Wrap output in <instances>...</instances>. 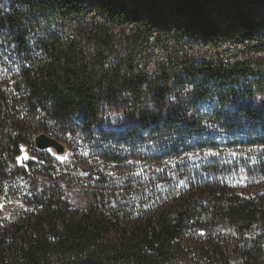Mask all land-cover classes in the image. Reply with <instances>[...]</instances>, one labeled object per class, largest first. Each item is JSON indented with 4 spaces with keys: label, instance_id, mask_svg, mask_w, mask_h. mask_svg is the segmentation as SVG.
<instances>
[{
    "label": "trees",
    "instance_id": "trees-1",
    "mask_svg": "<svg viewBox=\"0 0 264 264\" xmlns=\"http://www.w3.org/2000/svg\"><path fill=\"white\" fill-rule=\"evenodd\" d=\"M174 1L191 30L219 34L208 1ZM90 12L81 0H0V203L18 193L31 207L0 223V264H234L223 245L233 236L240 264H264V192L240 195L206 163L184 168L183 186L119 171L145 151L150 167L203 154L219 144L213 126L264 149V49L235 63L171 51L152 62L155 18L127 33L117 24L134 16L113 0ZM41 134L92 166L58 170L35 148ZM258 170L264 180V159Z\"/></svg>",
    "mask_w": 264,
    "mask_h": 264
},
{
    "label": "rangeland",
    "instance_id": "rangeland-1",
    "mask_svg": "<svg viewBox=\"0 0 264 264\" xmlns=\"http://www.w3.org/2000/svg\"><path fill=\"white\" fill-rule=\"evenodd\" d=\"M81 1L89 7L91 12L98 2V0ZM206 1H208L207 4L200 3L199 5L203 12H206L205 14L214 20L219 33H216L214 38L208 37L204 30L198 32L191 30L187 24V16L175 7L177 5L174 0H113V3L117 8L125 7L128 13L134 16L133 20L123 19L117 24L118 28H121L120 30L127 33L139 28L141 20L155 18L159 22L153 33L157 36L160 32H164L163 41L153 45V54L150 58L152 62L157 57L164 58L168 55V51H171L184 52L197 62L204 59L208 62L219 63L225 59L228 63H235L237 60L240 62L241 59L256 55L255 51L258 48L264 49V0H219V4L218 0ZM91 12L89 14L93 16L94 13ZM240 16H246L255 24L252 31L248 32L244 28ZM99 18L114 24L110 17L104 15L103 12L99 14ZM120 38L122 39V36ZM258 54H261V57L264 56L263 52ZM257 69L258 67L255 70ZM206 106L205 102L198 103L197 111L205 110ZM222 133L216 126L210 128L209 136L219 139V144L215 148L206 149L203 154H198L196 149H192L179 157H165L157 160L150 167L149 159L153 155L145 151L142 156L139 154L137 157L128 155L123 162L126 166L125 169L119 171L129 178H135L137 184L140 185H145L153 180L164 186L175 184L183 186L182 179H185L186 171L184 168L206 163V166L210 165L207 169L211 172L207 175L209 178L214 177L216 169L220 170L219 173H224L223 182L238 194L255 196L259 192H264V180L258 170V165L264 159V149L253 144L254 140L247 139L242 143L238 141L237 144H234L233 137L230 138ZM239 137H242L241 134ZM62 143L67 150L66 157L63 159L66 162L62 160L61 167H57L58 170L64 169L68 173L77 174L74 169L76 166H92L93 158L86 157L83 160L82 155H77L78 152L83 154V149L79 148L77 152L71 149L75 148V144ZM26 156L30 158L28 155ZM68 165L69 167H66ZM76 181L79 185L86 183L81 178ZM30 209L31 207L21 194L10 196L0 203V223L17 219ZM223 245L234 264H240L242 239L239 236L223 238Z\"/></svg>",
    "mask_w": 264,
    "mask_h": 264
},
{
    "label": "water",
    "instance_id": "water-1",
    "mask_svg": "<svg viewBox=\"0 0 264 264\" xmlns=\"http://www.w3.org/2000/svg\"><path fill=\"white\" fill-rule=\"evenodd\" d=\"M35 148L41 152H50L53 157L59 160H63L67 153L66 147L62 142L46 134L36 137Z\"/></svg>",
    "mask_w": 264,
    "mask_h": 264
},
{
    "label": "built area",
    "instance_id": "built-area-1",
    "mask_svg": "<svg viewBox=\"0 0 264 264\" xmlns=\"http://www.w3.org/2000/svg\"><path fill=\"white\" fill-rule=\"evenodd\" d=\"M259 55H261V54H259ZM208 59V58H207ZM246 59V58H245ZM243 59H241V61H242ZM237 62H239V60H237Z\"/></svg>",
    "mask_w": 264,
    "mask_h": 264
},
{
    "label": "snow or ice",
    "instance_id": "snow-or-ice-1",
    "mask_svg": "<svg viewBox=\"0 0 264 264\" xmlns=\"http://www.w3.org/2000/svg\"><path fill=\"white\" fill-rule=\"evenodd\" d=\"M27 158H28V157L25 155V156H24V159H27Z\"/></svg>",
    "mask_w": 264,
    "mask_h": 264
},
{
    "label": "bare ground",
    "instance_id": "bare-ground-1",
    "mask_svg": "<svg viewBox=\"0 0 264 264\" xmlns=\"http://www.w3.org/2000/svg\"><path fill=\"white\" fill-rule=\"evenodd\" d=\"M217 60V59H216ZM236 61V60H235Z\"/></svg>",
    "mask_w": 264,
    "mask_h": 264
}]
</instances>
